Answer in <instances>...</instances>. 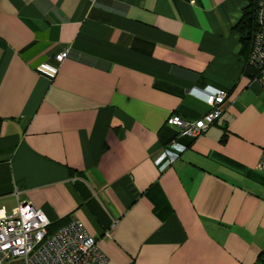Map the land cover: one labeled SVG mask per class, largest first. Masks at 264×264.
<instances>
[{"label":"crops","instance_id":"1","mask_svg":"<svg viewBox=\"0 0 264 264\" xmlns=\"http://www.w3.org/2000/svg\"><path fill=\"white\" fill-rule=\"evenodd\" d=\"M249 1L0 0V217L25 200L50 231L77 219L107 264H255L264 88L234 30ZM221 90V116L161 170L167 118H202Z\"/></svg>","mask_w":264,"mask_h":264},{"label":"built area","instance_id":"2","mask_svg":"<svg viewBox=\"0 0 264 264\" xmlns=\"http://www.w3.org/2000/svg\"><path fill=\"white\" fill-rule=\"evenodd\" d=\"M255 21L256 30L252 35L246 65L255 72L253 80L264 88V0L258 1ZM66 55L64 52L55 59L62 62ZM228 98L229 93L223 90L207 94L204 101L209 106V111L195 121L178 115L167 118L166 125L174 128L177 133L156 159L161 170L177 161L186 150V146L178 143L177 139L199 137L221 116ZM257 170L264 174V150L257 163ZM49 227L50 221L43 211L25 200L19 201L15 214L0 217V264L108 263L97 240L79 220L72 219L56 231H50Z\"/></svg>","mask_w":264,"mask_h":264},{"label":"trees","instance_id":"3","mask_svg":"<svg viewBox=\"0 0 264 264\" xmlns=\"http://www.w3.org/2000/svg\"><path fill=\"white\" fill-rule=\"evenodd\" d=\"M259 0H250L245 8L242 10L241 17L234 27L240 35V55L243 57L245 62L248 59V55L251 48V39L254 31L256 30V9ZM244 74L249 78L253 79L254 70L246 65ZM255 264H264V252H261Z\"/></svg>","mask_w":264,"mask_h":264}]
</instances>
